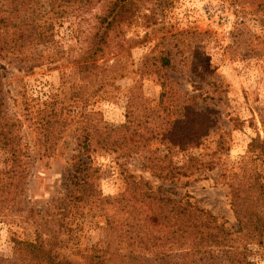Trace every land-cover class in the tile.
<instances>
[{"label":"trees","instance_id":"16d2710c","mask_svg":"<svg viewBox=\"0 0 264 264\" xmlns=\"http://www.w3.org/2000/svg\"><path fill=\"white\" fill-rule=\"evenodd\" d=\"M103 1L0 0V59H27V50L53 41L57 25L82 17ZM148 1L109 0L102 7L95 25L81 34L83 40L72 69L78 77V87L62 85V90L47 100L24 97L19 116L5 111L0 93V151L7 153L10 161L7 170L0 169V216L18 208L25 191L29 153L24 150L27 144H22L23 127L32 134L35 158L46 167L61 154L62 140L73 137L78 148L69 158L68 194L52 202L38 217L33 206L26 209L22 221L31 223L32 237L13 236L11 256L0 257V264H253L248 258V245L261 244L264 237V141L259 138L249 143L238 168L243 170L239 178L236 173L231 180L220 175L228 189L237 230L201 208L188 194L153 186L142 177L125 174L124 191L116 195H103L95 186L98 168L91 163L92 154L111 152L129 157L142 153L152 142H166L184 150L206 137L214 124L209 114L191 105L194 97L182 95L166 77L164 70L174 66L167 48L145 59L138 69L139 76L154 75L159 82L161 91L155 108L141 101L136 83L127 89L130 106L121 128L109 126L99 112L89 110L90 101L105 95V87L117 77L116 60L111 65L104 60L97 64L109 51L111 34L131 24L135 13ZM149 20L151 17L144 21ZM203 69L211 73L209 68ZM210 85L215 94L217 81ZM143 103V107L138 105ZM222 143L218 139L209 162L189 156L179 165L167 153L161 159H146L144 167L162 185L182 180L188 184L219 164ZM83 158L90 159L89 163ZM252 164V168L247 167ZM98 214L105 217L102 238L88 250L84 261L70 260L60 251V236L73 232L66 228L67 224L75 217Z\"/></svg>","mask_w":264,"mask_h":264},{"label":"rangeland","instance_id":"374dc122","mask_svg":"<svg viewBox=\"0 0 264 264\" xmlns=\"http://www.w3.org/2000/svg\"><path fill=\"white\" fill-rule=\"evenodd\" d=\"M108 2L104 0L82 17H72L57 25L53 41L27 50V59H0V93L7 113L19 116L24 97L47 100L59 93L62 85L78 87V77L72 69L83 40L81 34L95 25L96 17ZM147 17L151 20L145 22ZM145 23L148 27L142 26ZM127 39L140 42L132 44ZM157 44L160 46L156 47ZM161 48L170 51L174 65L173 69L164 70L166 77L182 95L194 97L191 105L209 114L214 124L206 137L184 150L166 142H152L142 153L129 157L111 152L92 154L91 163L98 168L95 186L103 195H116L124 191L125 174L142 177L153 186L161 185L179 195L188 194L201 208L237 230L228 189L220 175L225 174L231 180L236 173L239 178L243 170L238 168L251 140L264 141V0H149L135 13L131 24H124L111 34L109 51L97 64L104 60L111 65L116 60L117 77L112 85L105 87V95L90 101L89 110L99 112L109 126L121 128L129 105L127 89L136 83L141 101L155 108L161 91L159 82L154 75L139 76L138 69ZM193 66L197 67L195 71ZM203 67L211 73H206ZM212 81L218 83L215 94H212ZM138 105L143 107L144 103ZM142 107H139L140 114ZM21 136L22 144H27L24 150L29 153L28 175L18 208L0 216V257L4 259L11 256L13 236L32 237L31 223L22 221L26 209L33 206L38 217L52 202L68 194L71 189L69 158L78 149L73 137L62 140L61 154L46 167L35 158L32 134L26 127L22 128ZM218 139L223 142L219 164L188 184L182 180L162 185L144 167L146 159H161L167 153L179 165L189 156L209 162ZM9 163L8 154L0 151V169L7 170ZM254 164L259 170V163ZM104 221L105 217L99 214L73 218L66 226L73 232L60 236L62 254L77 263L84 261L88 250L102 238ZM248 250L253 264H264V237L261 244H249Z\"/></svg>","mask_w":264,"mask_h":264}]
</instances>
